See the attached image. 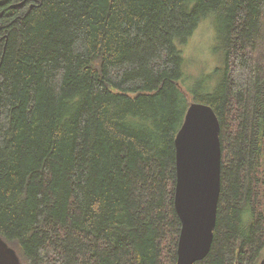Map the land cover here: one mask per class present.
I'll use <instances>...</instances> for the list:
<instances>
[{
	"label": "trees",
	"instance_id": "1",
	"mask_svg": "<svg viewBox=\"0 0 264 264\" xmlns=\"http://www.w3.org/2000/svg\"><path fill=\"white\" fill-rule=\"evenodd\" d=\"M204 18L222 59L193 96L180 45ZM192 101L221 144L193 264H264V0H0V237L19 261L175 264L174 137Z\"/></svg>",
	"mask_w": 264,
	"mask_h": 264
},
{
	"label": "water",
	"instance_id": "2",
	"mask_svg": "<svg viewBox=\"0 0 264 264\" xmlns=\"http://www.w3.org/2000/svg\"><path fill=\"white\" fill-rule=\"evenodd\" d=\"M212 107L192 101L185 110L175 144L173 202L181 227L175 264H193L209 252L221 187L220 124ZM0 237V264H22ZM262 264V263H261Z\"/></svg>",
	"mask_w": 264,
	"mask_h": 264
},
{
	"label": "rangeland",
	"instance_id": "3",
	"mask_svg": "<svg viewBox=\"0 0 264 264\" xmlns=\"http://www.w3.org/2000/svg\"><path fill=\"white\" fill-rule=\"evenodd\" d=\"M211 20L208 18L202 19L198 27L189 38L180 45L183 50L185 60V79L180 81L184 87H189L186 90L193 95V90L198 89L201 92H206L212 84L217 81L218 67L221 66V56L216 51L217 42H215V32H213ZM217 71V72H216ZM209 77L207 83L202 82V78ZM207 85H206V84ZM194 96V95H193ZM262 202L264 200L260 199Z\"/></svg>",
	"mask_w": 264,
	"mask_h": 264
}]
</instances>
